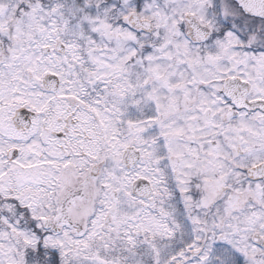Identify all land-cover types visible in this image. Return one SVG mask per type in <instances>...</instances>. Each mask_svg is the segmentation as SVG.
<instances>
[{"label": "snow or ice", "instance_id": "snow-or-ice-1", "mask_svg": "<svg viewBox=\"0 0 264 264\" xmlns=\"http://www.w3.org/2000/svg\"><path fill=\"white\" fill-rule=\"evenodd\" d=\"M0 264H264V0H0Z\"/></svg>", "mask_w": 264, "mask_h": 264}]
</instances>
